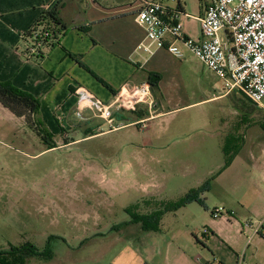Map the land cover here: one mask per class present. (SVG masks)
<instances>
[{"label":"rangeland","instance_id":"1","mask_svg":"<svg viewBox=\"0 0 264 264\" xmlns=\"http://www.w3.org/2000/svg\"><path fill=\"white\" fill-rule=\"evenodd\" d=\"M207 1L182 0L186 13L194 16ZM30 42V37L23 39L20 51ZM158 62L165 79L161 91H154L155 111L147 97L137 103L127 94L126 104L134 103L135 108H114L113 124L101 117L78 116L55 125L56 132L40 125L41 136L32 134L30 151L36 154L33 164L42 166L47 207L44 220L33 215V229L39 232H32V240L44 245L46 235H61L52 242L59 254L74 247L79 262L102 264L110 255L93 258L105 255V250L92 252L95 242L80 248L95 233V221L110 232L137 216L159 215L164 230L187 222L204 230L214 208L239 209L244 204L259 215L246 210L249 215L238 218L239 226L232 219L233 225H224L223 233L234 239L240 236L238 229L243 233L238 264H264V239L254 240L248 249L254 229L243 227L249 220L257 225L264 218V186L251 172L252 156L264 151V98L256 105L239 91L215 97L224 92L221 78L190 52L183 59L166 52ZM156 112L161 113L148 117ZM193 191L203 204H184ZM222 218L227 217L218 219ZM197 237L205 236L201 232ZM198 241L201 257L212 261L204 245L216 249L218 242Z\"/></svg>","mask_w":264,"mask_h":264},{"label":"crops","instance_id":"2","mask_svg":"<svg viewBox=\"0 0 264 264\" xmlns=\"http://www.w3.org/2000/svg\"><path fill=\"white\" fill-rule=\"evenodd\" d=\"M57 1L0 0V82H11L40 101L38 113L28 117L17 115L0 101V254L8 264L22 256L24 261L20 264H84L79 262V257L76 258L74 247L64 252L65 255L53 249L54 238L61 235L45 234L44 245L32 240V232H39L36 227L33 229V215L40 222L45 219L47 209L42 188V166L38 162L33 164L36 154L30 151L32 134L41 136L37 127L52 126L56 132L55 125L60 122L69 123L78 116L85 119L98 117L89 109H81L83 92L107 103L123 90L129 95L142 92L153 110L157 101L149 83V73L161 75L160 91L165 79L158 58L169 51L158 49L148 55L137 50L145 37L144 29L135 20L142 0H64L59 17L67 30L60 35L59 43L46 45L38 58L26 57L25 49H19L25 33L39 19L42 11ZM156 1L164 3L163 0ZM173 1H178L176 7L186 13L182 0ZM209 3L210 0L200 5L199 14L195 17L202 16ZM184 24L191 37L201 38L197 18H186ZM182 48L185 55L181 58L170 53L183 59L189 51L184 46ZM230 93L221 91L215 97ZM251 159L255 164L251 172L259 178L260 186H264V166L261 165L264 163V151ZM247 208L244 204L239 209L226 208L234 213L232 218L218 219L212 214L205 223L206 230H199L188 222L182 227L164 230L153 218L148 224L136 219L124 221L108 232L101 229L99 220L93 224L95 233L88 240H83L80 248L95 242L92 252L100 254L105 250V255H94L93 258L110 255L109 261L102 264H205L211 259L201 257L198 240L207 239L218 242L216 249L204 245L210 249L214 259L225 264H238L244 245L240 242L243 233L238 229L240 236L234 239L223 233V227L233 225L232 219L239 226V217L259 215L255 208ZM258 222L264 223V218ZM201 232L204 238L197 237ZM262 239V236L252 234L247 248L253 245L254 240L263 243L260 242ZM32 246L46 251V255H32Z\"/></svg>","mask_w":264,"mask_h":264},{"label":"built area","instance_id":"3","mask_svg":"<svg viewBox=\"0 0 264 264\" xmlns=\"http://www.w3.org/2000/svg\"><path fill=\"white\" fill-rule=\"evenodd\" d=\"M197 18L201 38L191 37L184 20ZM136 22L144 29L145 37L137 50L148 55L158 49H167L181 58L184 46L223 82L224 93L242 90L254 102L261 104L264 98V0H210L205 13L195 17L156 0H142L136 10ZM50 31L41 26L32 32L31 42L26 45L25 56L40 57ZM80 97L82 110L89 109L98 117L113 124L114 108H135L127 105V94L121 91L111 102H103L93 94L83 92ZM140 94V96L136 95ZM134 102H142V92L132 93ZM139 97V98H138ZM88 98V101L84 99ZM127 98V99H126ZM214 218L234 216L224 207L212 210ZM244 229L253 228L254 234L264 238V223L254 225L248 221ZM205 264H225L214 259Z\"/></svg>","mask_w":264,"mask_h":264},{"label":"trees","instance_id":"4","mask_svg":"<svg viewBox=\"0 0 264 264\" xmlns=\"http://www.w3.org/2000/svg\"><path fill=\"white\" fill-rule=\"evenodd\" d=\"M63 4L64 0H58L51 8L43 10L39 19L25 33L24 38L31 37L33 31L39 29L41 26H45V29L50 31L51 34V37L47 39L45 45L53 46L59 43L58 41L60 35L67 30L66 25L63 24L59 17L60 9L62 8ZM148 78L152 90H159L161 75L156 72H150ZM100 80L106 87L111 89L106 82H104L102 79ZM0 101L19 116L26 115L28 117L32 113L37 114L40 109V101L38 98H35L32 94L15 87L11 82H0ZM37 128L39 134L41 135L40 128ZM192 201H198L202 204L204 203V201L198 197V192L196 191H193L188 195L187 200L184 204ZM153 218L155 219L156 223L159 222V215H141L137 216L135 219L142 220L144 223L148 224L149 220ZM0 255V264H8L7 260L2 257L3 254ZM32 255H46V251H39L35 246H32ZM23 261L24 257L22 256L21 258H14L11 264H20L23 263Z\"/></svg>","mask_w":264,"mask_h":264},{"label":"water","instance_id":"5","mask_svg":"<svg viewBox=\"0 0 264 264\" xmlns=\"http://www.w3.org/2000/svg\"><path fill=\"white\" fill-rule=\"evenodd\" d=\"M240 92V94L243 96V97H245L246 99H248L249 101H251V102H253L254 104H258V103H256V102H254L251 98H249L248 96H247V94L245 93V92H243L242 90H240L239 91Z\"/></svg>","mask_w":264,"mask_h":264},{"label":"bare ground","instance_id":"6","mask_svg":"<svg viewBox=\"0 0 264 264\" xmlns=\"http://www.w3.org/2000/svg\"><path fill=\"white\" fill-rule=\"evenodd\" d=\"M84 100H85V101H88V98H85Z\"/></svg>","mask_w":264,"mask_h":264}]
</instances>
